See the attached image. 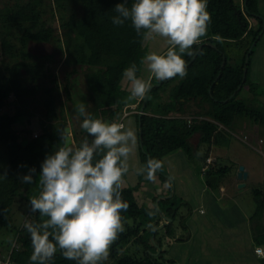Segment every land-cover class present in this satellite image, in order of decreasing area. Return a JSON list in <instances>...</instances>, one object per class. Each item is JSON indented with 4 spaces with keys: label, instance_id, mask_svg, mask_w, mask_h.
<instances>
[{
    "label": "trees",
    "instance_id": "16d2710c",
    "mask_svg": "<svg viewBox=\"0 0 264 264\" xmlns=\"http://www.w3.org/2000/svg\"><path fill=\"white\" fill-rule=\"evenodd\" d=\"M53 2L59 10L61 38L52 27L37 24L34 3L17 1L0 8V50L9 56L26 58L31 55L26 50L29 40L63 47L67 63L71 62L78 65V68L83 66L82 68L89 70L87 88L90 106L87 111L93 118H115L117 114L122 115L123 111L134 105L131 109H136L137 128L139 122L141 129L140 138L138 134L139 150L146 162L149 158L160 160L164 154L174 149H182L188 156H195L199 147L205 144L206 151L199 156L202 161L200 171L204 176L205 185L211 189L217 188L219 179L229 170V165H216L212 163L214 160L206 163L210 146L228 145L230 135L227 129H231L240 116L264 125V110L253 103V99L257 98L254 93L255 84L248 78L250 53L264 31V17L257 14L259 12L254 6V0H207V10L211 14L212 23L208 36L203 38L201 46L194 47L196 54L193 57L187 55L183 57L188 65L187 76L179 78L171 86L169 99L157 103L154 110L148 108L150 95H154L159 87L173 79L163 82L153 80L141 113L139 109L142 100L133 102L124 100L127 91L125 82L122 81V72L132 63H136L140 68V60L145 55L144 40L137 36L130 22L123 26L112 24L111 17L116 15L113 9L122 0H53ZM131 3L132 0H128L127 6L130 7ZM248 16L257 22L255 28L248 22ZM16 24H24V27L16 36L18 43L14 46L7 39V34L10 27ZM233 46L237 47L239 52L230 51ZM22 65L26 68L28 80H33L40 74L38 64L18 60L8 66L5 65L3 69L6 73L0 76V108L7 104H15L12 113H0V144L3 146L0 155L3 159V168L0 169V173L7 172V178L0 180V228L12 230L13 238L5 254H9L13 264H30L32 249L30 236L24 230L23 224L20 226L12 224V206L18 199H23L27 204L25 219L39 221L38 214L29 213L28 201L38 194L41 164L47 154L60 146V130L67 124L55 77L50 79L48 85L41 86L40 99L34 97L27 99L29 95H34L38 85L25 83L19 74V67ZM4 81L5 83H2ZM245 87L249 92H253L252 96L237 98ZM63 89L67 98L71 99L66 82ZM9 94L13 96L10 103L7 101ZM196 97L207 102V107L197 113L203 117L191 115L190 121L186 122L183 117L173 114L184 113V102L194 100ZM30 101L41 105V114L48 121V127L22 143L18 141L15 131L7 129V126L23 118V112L28 111L27 105ZM73 108L78 115L77 106L73 105ZM82 119L78 115L80 124ZM118 121L122 123L121 120ZM194 135L196 141L192 143L191 137ZM72 139L75 141L74 146H78L85 139L90 141L91 138L79 125L73 132ZM30 168L36 169L34 180H37V183H21L19 177L27 174ZM161 172V169L158 170L159 174ZM138 188L139 181L133 185H122L121 196L129 207L127 211L121 213L124 231L119 233L118 238L112 243L109 259H114V264H163L158 258L170 262L171 259H164L163 252L166 250L161 248L160 237L156 238L155 233L157 226L162 222L159 210L169 217V221L161 227L172 220L176 210L175 204H171L172 197L158 199L163 200L162 205L157 200V205L144 206L138 204L136 200L134 192ZM153 200L152 196L151 204ZM149 212L152 215H149ZM261 216L260 196L250 215V220L254 222L251 228L258 244L264 242V229L260 225ZM259 219L260 226L257 224ZM131 242L142 247L140 255L128 251L127 245ZM156 247L159 249L153 253ZM55 264L75 262L57 254Z\"/></svg>",
    "mask_w": 264,
    "mask_h": 264
},
{
    "label": "rangeland",
    "instance_id": "374dc122",
    "mask_svg": "<svg viewBox=\"0 0 264 264\" xmlns=\"http://www.w3.org/2000/svg\"><path fill=\"white\" fill-rule=\"evenodd\" d=\"M32 2L35 5V11L37 13V24L48 25L52 27L56 35L59 38L62 37V29L59 24L58 14L55 3L53 0H0V8L13 2ZM238 2V1H236ZM254 6L257 10L258 15L264 17V0H254ZM248 22L253 28L257 25V22L250 16L247 17ZM24 24H16L10 27L7 39L14 46H17L16 36L23 29ZM145 54L150 51L163 52L166 48L164 41L161 38L149 39L144 41ZM26 50L31 54L29 57L20 58L19 56H9L0 50V76L6 73L5 65L8 66L13 61H24L28 63H36L39 65L40 74L33 80L27 79V73L25 67L22 65L19 67V74L23 78L26 84L35 83L38 85V89L34 92V95H29L27 99H40L41 86L48 85L50 79L54 76L57 81V88L60 99L63 103L66 120L68 126V132L70 140L73 146L75 141L72 139V134L78 129L80 122L78 115L75 113L73 105L78 106L81 102L85 104L86 110L90 106V99H88L89 90L87 88V68H78V65H73L71 62H66L65 51L63 47H55L53 44L48 42H39L29 40L26 45ZM264 50V31L262 36L258 39L255 45H253L252 52L249 56L248 62V78L255 84L254 93H256V99H253V103L264 110V68H262V57L261 53ZM233 53L239 52L238 48L233 46L230 48ZM74 67V68H73ZM138 75L142 78H147L148 72L143 65H140V71ZM179 79L177 76L171 82H168L162 87H159L155 91L154 95H150L148 108L156 109L157 103H162L169 99L168 93L171 86ZM253 79V80H252ZM124 85H126V95H129L128 82L123 79ZM66 82L68 86V95L71 97L67 98L63 89V84ZM2 83H5L2 82ZM156 85V84H155ZM253 92L243 88L238 94L237 98H250ZM13 99L11 94L8 95L7 101L10 103ZM199 97L194 100H189L183 104V112H174V115L183 117L186 122L190 121L191 115H196L197 118L203 117V115L197 114L202 109L207 107V102L199 100ZM252 100V99H251ZM134 100H132L133 102ZM14 103L4 105L0 108V113L10 114L13 112ZM15 106V104H14ZM28 111L23 112V118L20 121L11 123L7 126V129H13L16 133L18 141L25 143L31 137L38 135L43 130L47 129L48 121L42 116V107L39 103L29 102L27 105ZM130 108V109H129ZM126 109L124 115L117 114L115 118L104 117L103 120L107 122H116L121 120L127 128H132L138 138V128L136 123V109H131V106ZM149 109V110H150ZM221 128L222 125H219ZM229 138L228 145L226 146H210L211 152L209 159L216 165H229V170L219 179L220 184L224 189H228L229 192H234L237 188L234 186V180L236 178L237 166L239 164L245 165L244 170L248 171V177L244 179V185L238 189L233 195L235 199L228 198L227 196H219L218 187L209 188L204 183V176L200 171L202 161L199 156L201 153L206 151V145L202 144L199 147L196 155L188 156L182 149H174L164 154L160 161L163 167L161 173H156V179L154 181H148L143 176L135 174L134 169L139 166L146 164V160L143 154L139 150V145L132 155L130 163V171L124 177L122 185H133L139 181V188L134 192L138 204H144V206L157 205L158 199H169L172 197L171 204L176 207L173 213L172 220L169 224L159 226L156 229L155 237H160V245L163 252L164 259L168 258L172 261H165L158 258L159 261H163V264H186L188 258L191 262L195 260L201 261L199 264H264V261L260 257L254 259H244L236 256V248H233V242L235 241L234 236L228 233L226 229V223L220 219L216 213L211 211V203L213 200L220 209L228 211V214L232 219L233 224H237L238 221L235 219L234 212L229 210L236 203L239 208L242 209L247 224H250V236L248 247L252 249L258 242L255 240L251 225L254 222L250 220V215L253 213L259 197L262 196V180L264 175V161L260 152L264 153V125L251 121L247 117H238L236 124L231 129H227ZM242 135L247 136V142L240 139ZM79 138V136H78ZM196 141V136L191 137V142ZM3 146L0 144V155H2ZM260 152H259V151ZM2 157L0 156V169L3 168ZM248 169V170H247ZM27 188V187H26ZM223 189V190H224ZM259 190V191H258ZM227 191V192H228ZM25 192V189L24 191ZM231 195V194H230ZM154 197L153 203L151 204V197ZM232 196V197H234ZM204 199L206 206L204 209L206 212L204 215L197 214L198 204L200 199ZM159 204L162 205L163 200H158ZM27 204L24 203L23 199H18L12 206V224L20 226L25 221V210ZM214 211V210H212ZM159 214V213H158ZM263 215V213H262ZM260 218V217H259ZM205 219L207 221H205ZM199 220L204 222V227L199 226ZM163 221V219H161ZM235 221V222H234ZM129 223V222H128ZM239 224V223H238ZM258 226L262 225L260 219L257 222ZM260 224V225H259ZM14 228V227H12ZM183 229L182 231H180ZM228 234V237L226 235ZM230 236V237H229ZM152 235L149 236L151 240ZM175 237H178L175 240ZM13 234L12 230L6 228H0V254L7 251V246L12 241ZM191 238V239H190ZM205 240L206 248L204 255L199 256L196 250V240ZM191 240V241H190ZM236 240H240L239 238ZM170 241V242H169ZM230 243V244H229ZM242 245V250H245V245L239 241ZM199 245V244H198ZM220 245L227 248V251L220 252ZM200 246V245H199ZM247 246V245H246ZM142 247L133 242L127 245V249L130 253L140 255ZM236 250V251H235ZM153 253H156L154 250ZM244 251H242L243 253ZM196 253V254H195ZM220 253V255H219ZM114 259H108L105 264H114ZM196 264V263H195Z\"/></svg>",
    "mask_w": 264,
    "mask_h": 264
},
{
    "label": "clouds",
    "instance_id": "9594fccd",
    "mask_svg": "<svg viewBox=\"0 0 264 264\" xmlns=\"http://www.w3.org/2000/svg\"><path fill=\"white\" fill-rule=\"evenodd\" d=\"M127 5L128 0L115 5L112 24L130 22L144 41L161 38L166 45L163 52L150 51L141 58L140 65L148 72L146 79L138 75L136 63L122 72L129 86L127 100H144L153 80L187 76L183 57L196 54L194 47L208 36L212 17L207 0H132L131 6ZM77 112L83 118L81 129L91 139L73 146L71 134L62 129L60 146L41 164L39 192L28 201L29 213L40 219H25L23 224L31 241L30 264H55L57 254L75 264H104L112 243L124 231L121 213L129 205L121 189L138 145L137 135L123 123L93 118L83 102ZM162 167L160 160L149 158L134 171L154 181ZM35 173L36 169L30 168L19 177L21 183H37ZM6 178V171L0 173V180Z\"/></svg>",
    "mask_w": 264,
    "mask_h": 264
},
{
    "label": "crops",
    "instance_id": "0c3cea01",
    "mask_svg": "<svg viewBox=\"0 0 264 264\" xmlns=\"http://www.w3.org/2000/svg\"><path fill=\"white\" fill-rule=\"evenodd\" d=\"M261 57H262V61H263L261 69H263L264 68V50L261 53ZM210 153L211 152H209V154ZM208 157H210V155H208ZM244 168H245V165H243V169ZM248 171H246L247 172L246 178L248 177ZM238 181H239L238 179L234 180V186L235 187H236V183ZM223 189H224V187L220 184V182H218V191H219V196L218 197L227 196L228 198L235 199V196L233 195V193L234 192L236 193L237 191H239L238 189H236L234 192H232V191L229 192L227 188L224 189V190ZM232 196H234V197H232ZM204 206H206V204H205L204 199L202 198V199H200V202L198 204L197 214L204 215V213L206 212V210L204 209ZM211 207L212 208H211L210 212L216 213V215L221 217L220 219H222V221H224L226 223V225H227L226 229H227L228 233L229 234L231 233L234 236L235 241L233 242V248L237 249V251L235 250L236 251V256L238 257L241 254V255H244V256L243 257L240 256V258L244 259L245 257H247L248 260L250 258L254 259L255 257H257V255L255 254V252L253 250L254 247L252 249H250L248 247V243H249L248 241H249V236H250V224H247V222H248L249 217L247 218V221H246V217H245L242 209L239 208V206L236 203L231 207L232 209H229V210L234 212V215L236 217L235 219H237L236 221H238V223H239V224L238 223L237 224H233L232 220H231L232 218L228 214H226V212H228V211L225 212V210L220 209V207H218V205L216 204L215 200H213V202L211 203ZM212 210H214V211H212ZM199 221H200L199 222V226L201 225V227L203 228L204 227V222H201V220H199ZM205 221H207V220L205 219ZM182 230L183 229H181L180 231H182ZM226 236L228 237V234ZM238 238L241 240V243H243L245 245V250L241 249L242 245H240V243H239L240 240H236ZM177 239H178V237H175V240H177ZM195 242H196V244H195L196 245L195 252H197L199 256H202V254L204 255L206 244H207L206 241L204 239L203 240L202 239L201 240L197 239ZM219 250H220V252L222 250H223V252H225V251H227V248L225 246H223V245H220ZM242 251H244V252L242 253ZM219 255H220V253H219ZM200 262L201 261H199V260H195L194 262L192 261L191 264H195V263L199 264ZM186 264H190L189 258H188V262H186Z\"/></svg>",
    "mask_w": 264,
    "mask_h": 264
},
{
    "label": "built area",
    "instance_id": "2783aa9c",
    "mask_svg": "<svg viewBox=\"0 0 264 264\" xmlns=\"http://www.w3.org/2000/svg\"><path fill=\"white\" fill-rule=\"evenodd\" d=\"M132 107L134 105H131ZM126 113V111H123V114L124 115ZM118 123H121L120 121H118ZM240 139L244 142H247V136L246 135H242L240 137ZM259 151V150H258ZM260 152V151H259ZM261 156H262V160L264 161V153L260 152ZM206 163L210 162L211 160L209 159V157H207L205 159ZM262 196H261V199H262V225L264 227V175H263V180H262ZM255 254L262 258L263 261H264V242L262 244H257L254 246L253 248ZM0 264H13L12 261L10 260V257H9V254L6 253V254H0Z\"/></svg>",
    "mask_w": 264,
    "mask_h": 264
},
{
    "label": "water",
    "instance_id": "95a60500",
    "mask_svg": "<svg viewBox=\"0 0 264 264\" xmlns=\"http://www.w3.org/2000/svg\"><path fill=\"white\" fill-rule=\"evenodd\" d=\"M206 43L213 45L209 41H206ZM200 46H201V44L198 45L197 48H199ZM247 56H248V52L245 55V60H244L245 62H246ZM244 71H245V68L243 69V72ZM145 100L146 99L142 100V104L140 106L139 113H141V111H142V108H143V105H144ZM68 129L69 128H68L67 125L63 126V130H66L68 132ZM140 133H141V129H140V124L138 122V134H139V138H140ZM246 175H247V172L243 169V165L239 164L237 166V171H236V178L239 180L236 183V188L237 189H240L244 185V181L243 180L246 178ZM158 213H159L160 218L163 219V221L157 227H159V226H161V225H163V224H165L166 222L169 221V217L166 216V215H164L163 211L159 210ZM158 249H159V247H156L155 252H157Z\"/></svg>",
    "mask_w": 264,
    "mask_h": 264
}]
</instances>
